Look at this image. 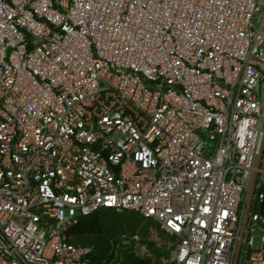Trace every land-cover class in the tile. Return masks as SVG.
I'll return each instance as SVG.
<instances>
[{
	"label": "built area",
	"instance_id": "2783aa9c",
	"mask_svg": "<svg viewBox=\"0 0 264 264\" xmlns=\"http://www.w3.org/2000/svg\"><path fill=\"white\" fill-rule=\"evenodd\" d=\"M263 127L264 0H0V264H90L105 207L171 264H264Z\"/></svg>",
	"mask_w": 264,
	"mask_h": 264
},
{
	"label": "trees",
	"instance_id": "16d2710c",
	"mask_svg": "<svg viewBox=\"0 0 264 264\" xmlns=\"http://www.w3.org/2000/svg\"><path fill=\"white\" fill-rule=\"evenodd\" d=\"M123 232L136 233L140 239L135 249H123L120 262L112 264H171L169 256L175 237L168 234L167 242L159 223L135 210L119 212L112 208H101L80 216L69 231L73 243H94L90 264H101V258L108 251L109 238L119 237Z\"/></svg>",
	"mask_w": 264,
	"mask_h": 264
},
{
	"label": "water",
	"instance_id": "95a60500",
	"mask_svg": "<svg viewBox=\"0 0 264 264\" xmlns=\"http://www.w3.org/2000/svg\"><path fill=\"white\" fill-rule=\"evenodd\" d=\"M263 144H264V127H263V130H262L261 138H260V141H259V144H258V148H257L256 167L259 164V160H260V155H261V151H262V148H263ZM256 176H257V172L254 171L253 175H252L251 183H250V186H249V189H248V197H247V204L248 205L250 203L251 195H252L253 190H254V184H255ZM260 211L262 213H264V201L261 203ZM245 218H246V214L243 217V225L245 223Z\"/></svg>",
	"mask_w": 264,
	"mask_h": 264
},
{
	"label": "rangeland",
	"instance_id": "374dc122",
	"mask_svg": "<svg viewBox=\"0 0 264 264\" xmlns=\"http://www.w3.org/2000/svg\"><path fill=\"white\" fill-rule=\"evenodd\" d=\"M168 236V234H166V233H164L163 234V237L166 239V241L168 242V240H169V237H167ZM139 239H140V237H139Z\"/></svg>",
	"mask_w": 264,
	"mask_h": 264
}]
</instances>
